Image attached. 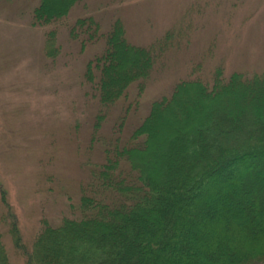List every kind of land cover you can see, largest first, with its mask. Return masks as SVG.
<instances>
[{
    "label": "trees",
    "instance_id": "16d2710c",
    "mask_svg": "<svg viewBox=\"0 0 264 264\" xmlns=\"http://www.w3.org/2000/svg\"><path fill=\"white\" fill-rule=\"evenodd\" d=\"M88 3L30 4V26L52 49L46 57L56 53L65 71L80 74L76 89L92 103L93 118L85 144L72 141L82 179L76 202L55 198L57 222L41 217L30 242H23L0 189V264H16L11 250L22 264H264V70L226 75L217 67L205 76L198 64L190 66L185 32L140 42L120 18L104 16L102 29L91 17H77ZM66 51L74 57L69 65ZM77 51L87 55L82 66ZM174 56L184 62L182 76L159 90L133 126L123 116L102 139L109 110L131 99L137 112ZM173 106L183 117L166 122ZM97 147L100 160L90 154Z\"/></svg>",
    "mask_w": 264,
    "mask_h": 264
},
{
    "label": "rangeland",
    "instance_id": "374dc122",
    "mask_svg": "<svg viewBox=\"0 0 264 264\" xmlns=\"http://www.w3.org/2000/svg\"><path fill=\"white\" fill-rule=\"evenodd\" d=\"M32 1L0 0V189L16 217L23 242H30L41 217L57 222L61 208L53 204L55 198L64 196L62 205L68 203V196L76 202L77 180L81 178H77L80 170L73 143L77 139L81 146L85 144L93 118L89 116L92 103L81 100L76 89L75 79L80 74L65 71L56 53L50 59L46 57L52 49L46 48L43 31L29 23ZM98 3L103 5L99 12V6L93 7ZM104 16L109 20L120 18L127 33L140 42L167 30L185 32V41L190 40L184 48L190 66L198 64L197 70L201 68L205 76L217 67L226 75L264 70V0H89L77 17H91L103 29ZM58 37L57 41L61 40ZM83 53L77 51L76 63L81 66L87 59ZM63 56L68 65L74 60L68 51ZM183 65L177 56L168 62L158 80L147 86L137 112L131 99L109 110L99 131L102 139L110 136L123 116L126 125L133 126L159 90L173 81L169 88L179 78L175 76L183 74ZM183 112L173 106L163 120L176 121ZM87 116L88 125L83 124ZM74 120L82 124L77 127ZM161 122L159 130L163 133ZM100 147L90 152L94 159L100 160ZM43 166L45 169H41ZM53 171L61 174L56 178ZM62 176L68 180H62ZM3 213L0 201V216ZM53 216L56 218L51 219ZM11 253L14 263L22 264L14 251Z\"/></svg>",
    "mask_w": 264,
    "mask_h": 264
}]
</instances>
